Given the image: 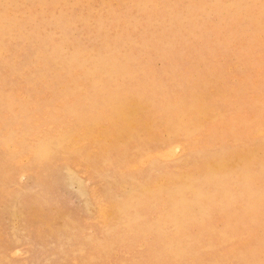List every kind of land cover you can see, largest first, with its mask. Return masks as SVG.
Returning <instances> with one entry per match:
<instances>
[{"label":"rangeland","instance_id":"374dc122","mask_svg":"<svg viewBox=\"0 0 264 264\" xmlns=\"http://www.w3.org/2000/svg\"><path fill=\"white\" fill-rule=\"evenodd\" d=\"M0 264H264V0H0Z\"/></svg>","mask_w":264,"mask_h":264},{"label":"bare ground","instance_id":"6f19581e","mask_svg":"<svg viewBox=\"0 0 264 264\" xmlns=\"http://www.w3.org/2000/svg\"><path fill=\"white\" fill-rule=\"evenodd\" d=\"M244 151V150H243ZM19 180V179H18Z\"/></svg>","mask_w":264,"mask_h":264}]
</instances>
